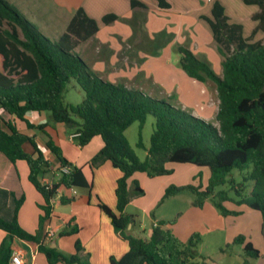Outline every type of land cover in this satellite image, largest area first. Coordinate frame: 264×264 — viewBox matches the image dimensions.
I'll return each mask as SVG.
<instances>
[{"label": "trees", "instance_id": "16d2710c", "mask_svg": "<svg viewBox=\"0 0 264 264\" xmlns=\"http://www.w3.org/2000/svg\"><path fill=\"white\" fill-rule=\"evenodd\" d=\"M241 1L258 8L251 16L257 23L252 35L260 32L262 39L245 37L244 26L231 22L220 1L213 3L210 17L201 16L209 26L219 52L225 56L222 76L207 59L184 46L178 48L186 74L201 83L212 81L216 86L219 104L215 125L124 83L102 79L74 51L99 30L96 20L82 7L75 12L66 31L53 40L11 2L0 0V154L12 163L27 162L29 180L44 199L39 204L42 214L36 234L27 232L18 222L24 195L15 201L12 221L0 217V229L7 233L0 246V264H10V239L14 238L36 243L50 264H83V247L79 241L75 244L74 254H65L44 244L47 234L43 235V229L52 217L59 188L70 192L73 188L89 190L91 185L82 169L73 166L63 156L55 139L44 131L46 125L36 126L27 119L30 112H49L56 123L75 127L79 136L74 140L79 147L100 136L104 146L92 158L90 166L98 167L109 161L120 170L115 189L117 212L103 203L98 207L111 220L115 231L128 242L129 248L121 257L112 256L109 264H189L195 258L199 236L193 235L188 244L182 246L169 227L174 223L172 221L155 224L148 239L128 233V227L134 225V216L125 213L130 202L129 178L135 173H145L150 178L171 174L168 164L207 168L209 179L203 190L192 185L170 186L165 198L190 190L196 195L194 206L202 207L211 200L222 214L236 215L240 212L228 211L224 205L232 200L229 191L216 192L218 187L228 184L237 198L234 203L261 213L264 238V0ZM155 2L161 10L171 9L168 0ZM130 6L133 10L146 8L137 0H131ZM118 20L123 18L114 13L102 17L105 25ZM71 80H75L85 94L80 104L67 103L64 99ZM5 116L25 122L29 129L44 131L45 146L54 155V164L46 159L34 137L21 132ZM148 116L154 117L155 129L147 157L140 161L125 131L134 123H139L142 129ZM26 143L31 144L34 153L24 150ZM138 146L143 147L141 137ZM62 168H69V171L61 173ZM51 171L59 174V181L42 182V175ZM235 171L241 177L239 182L233 175ZM249 185L251 192L246 195ZM134 194H144L137 183ZM73 200L74 196L64 193L60 203L66 205ZM73 222L68 221L58 235L78 234L80 228ZM236 242L244 243V237L237 238ZM244 250L251 258L260 257L259 250L251 242L245 244Z\"/></svg>", "mask_w": 264, "mask_h": 264}, {"label": "rangeland", "instance_id": "374dc122", "mask_svg": "<svg viewBox=\"0 0 264 264\" xmlns=\"http://www.w3.org/2000/svg\"><path fill=\"white\" fill-rule=\"evenodd\" d=\"M9 1L51 39L57 36L55 30L60 29L61 31L62 25L67 20L65 15L55 11L56 17L52 19V22L49 20L48 15L46 17H37L31 4L26 5V3H22V5H19L15 1ZM168 1L172 6L170 12L160 13L151 9L145 13L146 15L143 20L144 34L141 44L133 51L135 53L137 51L140 54L142 53L141 56L145 58L144 62L147 61V64H144L143 72H136L134 76L129 75L119 83H124L129 88L140 90L145 94L164 100L173 106L191 113L195 105L202 104L199 99L201 90L197 88V82L190 78L183 70L179 46H184L197 54V56L207 59L215 72L219 76H222V61L225 56L219 52L217 44L212 39L211 30L206 22L200 20L201 16H211L213 3L220 1L226 7L227 14L231 16V22L240 23L244 26V36L252 38V40H259L263 38V35L260 32L252 35L255 22L251 20V14L257 11L258 8L256 6H247L241 0ZM86 7L91 17L101 27H104L101 19V14L104 13L101 12H109L114 9L121 15L130 12V5L125 0H86ZM96 10H99V13ZM136 24V21L131 23L127 19H123L120 20V24L118 25H129L132 28ZM207 33H209V38L207 37ZM136 36L138 37L137 34H133V38L136 39ZM201 50H205V52H200ZM106 53L107 51L102 53L103 56ZM172 79L176 80L178 86H180L181 90L179 92L167 91L166 87L171 86ZM205 84L210 94L209 109H217L219 100L216 86L212 81H207ZM190 87L194 88L195 93L193 90L192 93L187 92L186 89ZM84 97L85 94L80 86L75 80H71L64 95L65 101L67 103L80 104ZM47 113L50 115L49 112ZM192 115L195 116L194 114ZM77 121L80 122L79 119ZM212 122L217 125L215 117H212ZM67 129L68 131L76 130L75 127L69 126H67ZM154 129L155 119L152 116H148L142 129H140L139 123H134L125 131V136L140 161H144L147 157ZM35 132L39 136L43 135L41 130H35ZM140 137L143 147L138 146ZM74 143L77 145L76 140H74ZM167 167L172 170L171 174L150 178L146 174L137 173L129 178L130 202L126 208L134 216V227L128 233L148 239L156 223L160 221H172L174 222L172 224L173 228H170L174 230L182 246H186L193 235L197 234L199 236L196 256L189 264H258L259 262L256 259L246 254L244 247L247 242L258 244V241L263 240L261 236V213L258 211L241 213L243 206H239L233 202L237 198L234 191L230 190L228 184L218 187L216 192L221 190L229 191V197L232 200L225 202L224 205L228 211L240 212L236 215L222 214L211 200H207L200 207L201 210L199 212H194L193 203L196 195L190 190H184L175 196L165 198L166 190L170 186L192 185L203 190L207 187L209 179L207 168H200L190 164H168ZM86 168L90 184H92V170L97 167L92 168L89 163V165H86ZM233 175L238 182L241 181V177L237 171ZM135 183L143 189V195L134 194ZM251 188V185L247 187L245 191L246 195L250 194ZM76 191L78 193L74 197L86 195L85 199L87 203L89 190L78 188ZM95 194L94 201L97 199ZM206 203L208 204L206 205ZM209 203L213 208L209 206ZM62 206L65 205L62 204ZM94 208L99 211L95 203ZM214 210L217 213L216 215ZM86 212L85 210L83 213L85 220L82 219V227L78 226L80 232L77 235L70 236L74 238V244L78 241L81 243L83 250L93 239L95 232L99 230L97 220L95 222L86 221L88 218ZM36 229L34 233L26 231L36 234L39 232V225ZM79 235L83 236V240H81ZM239 237H244V243L236 242V239ZM59 238V235L55 236V240Z\"/></svg>", "mask_w": 264, "mask_h": 264}, {"label": "crops", "instance_id": "0c3cea01", "mask_svg": "<svg viewBox=\"0 0 264 264\" xmlns=\"http://www.w3.org/2000/svg\"><path fill=\"white\" fill-rule=\"evenodd\" d=\"M12 1L17 2L19 5H22V3H26V5L31 4L32 8L37 14V17H46V15H48L49 20L52 22V19L56 17V15L54 14L55 11L61 12L63 15H65V18L67 20L62 25L61 31L60 29L55 30L57 36L52 37L53 40H57L66 31L69 21L79 8L82 7L85 10L86 14L91 17V15L89 14V10L86 7V0ZM125 1L130 5L131 0ZM137 1L145 5L146 8L137 7L133 10L130 6V12L122 15L116 12L115 9L113 11L110 10L109 12H101L104 13L101 14V19L108 13H114L120 18L130 20L131 23L136 21V26L133 25L132 28L129 25L119 26L118 24H120V20L109 25H105L103 23L104 27H101L99 25V30L95 34V36H93L86 42L79 44L74 50L102 79L110 81L112 83H119L129 75L134 76V73L136 72L142 73L144 64H147L146 60V62H144L145 58L141 56L142 53L140 54L138 51L137 53L133 52L134 49L141 44V40L144 34L143 20L144 16L146 15L145 13L149 12L151 9H153L154 11H159L160 13H168L171 10L159 9L155 0ZM98 11L96 10L97 13H99ZM93 12L95 13V10ZM227 15L229 16V14ZM207 16L210 17L209 15ZM229 17L230 19H232L231 16ZM200 20L202 19L200 18ZM202 21L204 22V20ZM256 25L257 23L255 22L254 28L256 27ZM133 34H137L138 37L136 36V39L133 38ZM208 34L209 33H207V35ZM207 37L209 38V35ZM205 50H201L200 52H205ZM106 51V55L103 56L102 53H105ZM196 82L198 86L197 88H200L201 90L199 99L202 104H199L201 105V107H199V105H195L191 113L195 116L201 117L206 121L212 122V117H216L218 108L209 109L210 94L206 89V84L198 81ZM170 85L171 86L166 87L167 91L169 92H179L181 90L180 86H178V83L174 79L171 80ZM197 88L195 87V89ZM193 89L194 88L190 87L186 90L187 92L192 93ZM193 91L195 93V90ZM5 117L6 119H10L11 122L16 125V127L21 132L34 137L38 143L39 149L42 151L46 159H48L53 165L55 157L45 146V132L49 133L60 147L63 156L73 166L81 168L86 180L90 183L88 173L86 172V165H89L90 160L104 146L103 139L100 136L94 137L86 146L79 147L74 143V140L71 139V135H73L75 131H68L67 125L56 123L53 120L51 114L49 115L47 112H30L27 115V119L32 124L36 126L41 124L46 125L44 129L45 132L41 130V132L43 133L42 136H39L37 132H35V130L39 129H29L25 122L10 118L8 116ZM23 148L28 153L35 152L30 143H26ZM92 171L93 178L92 184H90L91 188L89 189L87 195V203L85 199L86 195H80L77 198L74 197L73 202L69 203L68 205L66 204L65 206H62L58 197L55 199L52 217L49 223H47V225H45L43 229V235L52 231L54 233V236L52 238H48L46 236L44 244L51 247H54L53 245L55 244V247L59 251L69 255L74 254L76 252L74 238H71L69 236L60 237L59 239L55 240V236L58 235V233L66 227L68 221L70 220L74 221L73 224L82 227V219H84L83 213L86 210V213L88 215V220L86 219V221L95 222V220H97L100 231L98 230L97 232H95L93 239L90 241V243L87 244V246H85V249L81 253L82 262L83 264H109L110 258L112 256L121 257L128 251V242L120 237V234L115 231L114 226L108 216L105 215L99 207V211L94 208V203L96 206H98L99 203H103L112 211L117 212V199L115 195V189L117 180L121 176V172L119 169L113 167L109 161L102 163ZM59 177L60 176L58 173H53L51 171L43 174L41 177V181L46 183H57L59 181ZM62 192L67 195H72L71 192L70 194H68V191L65 190ZM103 193H106L107 195ZM94 194L97 196L96 201H94ZM23 195L25 196V202L18 212V222L22 228L34 233L37 230L36 228L39 225V217L42 214V211L39 208V204H42L44 202V199L29 180V167L27 162L24 160H18L16 163H12L0 154V217L6 221H12L14 216L15 201L20 199ZM207 204L208 203H206V205ZM209 206H211L210 203ZM200 210V207L194 206V212H199ZM251 211L255 210H251L245 206L241 208V213ZM125 213L130 214L127 211V208H125ZM214 213L215 215L217 214L215 210ZM133 227L134 225H130L128 227V231H131ZM169 227H172V225ZM6 237L7 233L0 229V246ZM79 237L81 238V240H83L82 235H79ZM263 240L258 241V244H254L251 242L253 246L260 252V257L254 258L259 262L258 264H264ZM11 251L12 254L20 253L22 255L23 264H50L45 254L39 251L38 245L36 243L14 238L11 240Z\"/></svg>", "mask_w": 264, "mask_h": 264}, {"label": "built area", "instance_id": "2783aa9c", "mask_svg": "<svg viewBox=\"0 0 264 264\" xmlns=\"http://www.w3.org/2000/svg\"><path fill=\"white\" fill-rule=\"evenodd\" d=\"M79 136L78 133H74L73 135H71V139H75ZM69 171V168H62L61 169V173H67ZM62 191H64V188L61 187L58 189L56 198L58 197L59 199L61 198V196L64 194ZM72 195H77V191L76 188H73L70 190ZM54 236V233L52 231L47 233V237L48 238H52ZM10 264H23V258L22 255L20 253H13L11 256V260H10Z\"/></svg>", "mask_w": 264, "mask_h": 264}, {"label": "water", "instance_id": "95a60500", "mask_svg": "<svg viewBox=\"0 0 264 264\" xmlns=\"http://www.w3.org/2000/svg\"><path fill=\"white\" fill-rule=\"evenodd\" d=\"M53 246L55 247V244Z\"/></svg>", "mask_w": 264, "mask_h": 264}]
</instances>
